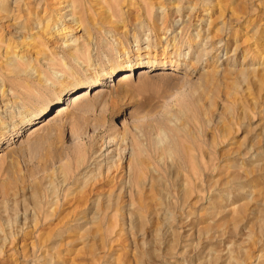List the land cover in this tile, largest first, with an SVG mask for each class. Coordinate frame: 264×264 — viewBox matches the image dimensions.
I'll return each instance as SVG.
<instances>
[{"label": "rangeland", "instance_id": "374dc122", "mask_svg": "<svg viewBox=\"0 0 264 264\" xmlns=\"http://www.w3.org/2000/svg\"><path fill=\"white\" fill-rule=\"evenodd\" d=\"M67 1L0 0V264H264V0Z\"/></svg>", "mask_w": 264, "mask_h": 264}, {"label": "bare ground", "instance_id": "6f19581e", "mask_svg": "<svg viewBox=\"0 0 264 264\" xmlns=\"http://www.w3.org/2000/svg\"><path fill=\"white\" fill-rule=\"evenodd\" d=\"M67 1V0H66ZM66 3H69V1H67ZM71 4H72V2H70ZM68 5V4H67ZM68 7H72V6H68ZM73 8V7H72ZM14 14V13H13ZM75 14V13H74ZM204 51V50H203ZM155 56V55H154ZM154 56H151L149 53H147L146 54V56L145 57H142L141 55L138 57V59H137V61L135 62V64L137 65V67H142V66H148V67H152L153 65H154V63H155V57ZM158 63V62H157ZM160 63V62H159ZM129 66L130 67H132V66H134L133 64H129ZM158 66V65H157ZM119 69V68H118ZM171 73V72H170ZM126 75L125 76H123V79H125L128 75H127V73H125ZM130 77H131V75H130ZM120 80H122V79H120ZM101 82V78L100 77H98L95 81H94V85H96L97 83H100ZM120 83V82H119ZM120 85V84H119ZM0 98H3L4 99V97H6L8 94H6V91L5 90H1L0 91ZM88 93H87V90L85 89V90H82L81 92H78V93H76V94H74L73 95V97H74V99H73V101H75V100H78V99H81L82 97H84V96H86ZM89 96V95H88ZM8 98V97H7ZM85 98V97H84ZM83 99V98H82ZM9 100V99H8ZM88 100V99H87ZM4 102V101H3ZM8 103H7V107H12V104L11 105H9L10 104V101H7ZM16 103V102H15ZM58 114L59 113H63L64 111V107L63 106H59L58 107ZM57 115V114H56ZM59 116V115H58ZM18 131V130H17ZM110 169V168H109Z\"/></svg>", "mask_w": 264, "mask_h": 264}]
</instances>
